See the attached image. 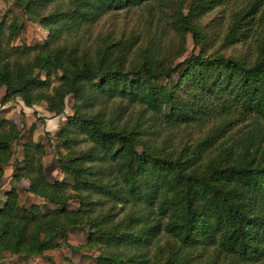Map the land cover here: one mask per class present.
I'll list each match as a JSON object with an SVG mask.
<instances>
[{"label": "trees", "instance_id": "1", "mask_svg": "<svg viewBox=\"0 0 264 264\" xmlns=\"http://www.w3.org/2000/svg\"><path fill=\"white\" fill-rule=\"evenodd\" d=\"M59 1L14 6L33 14ZM55 5L37 16L48 38L35 45H12L22 23L0 22V104L45 103L58 117L73 97L54 135L62 180L47 176L45 147L31 138L14 156L21 129L0 115V191L13 158L12 178L43 200L20 203L14 187L5 192L0 256L64 243L95 248L93 264H264V0ZM228 6L223 32H214L217 19L202 21ZM137 9L148 13L140 32L108 30L92 43L77 33ZM192 129L205 130L190 139ZM84 227L86 243L69 244V231Z\"/></svg>", "mask_w": 264, "mask_h": 264}, {"label": "rangeland", "instance_id": "2", "mask_svg": "<svg viewBox=\"0 0 264 264\" xmlns=\"http://www.w3.org/2000/svg\"><path fill=\"white\" fill-rule=\"evenodd\" d=\"M55 4L59 5V8L64 9L67 7V0L59 1V3H48L44 9H39L35 13L33 11V14L26 13L22 8H16L14 6V0H0V22H4V26H7L12 21H15L16 23H22L23 25L22 29L20 30V35L15 40H13L11 44L20 45L25 43L27 45H35L48 38V29L40 24L37 16L48 15L56 8ZM229 6L225 7V9L224 7H221V9L220 7L215 8L213 12H208L202 21L207 22L210 19H217L214 24V27L216 28L214 32H223L228 17V13L224 11H228ZM137 10V13L132 11L128 12L129 14H126V12H113L114 14L109 12L91 24H83L77 33L83 36V42L86 41L87 43H92L96 38L99 37L100 33L106 32L108 30H115L117 32L121 30H125L126 32L133 30L140 32L144 28V20L148 13L145 10ZM218 41L219 37L216 38L215 44ZM192 47L193 41L190 36H187L185 56L190 55V50ZM243 48V46H237L235 49L241 50ZM16 99L7 102L10 103L12 107L5 108L6 113L0 112V115L2 114L4 116H10L12 115L10 111L15 109L14 113H16L18 116V122L16 124L21 129V135L19 136L18 141L12 146L14 156L17 155L19 158H21V146L29 138H31L32 142L40 143L45 147L46 153L42 157V162L47 176L50 179L62 180L64 178V174L58 167L57 153L54 149L56 144L54 135L63 124L66 118L64 116L71 114L70 106L73 102V97L71 95L66 97V107L64 114L58 117L52 116L51 113L46 111L45 103L32 106L31 109H26V115V113L22 112V109L20 110L17 107V104L19 103L16 101ZM32 126L33 129L30 130ZM204 130L205 129L197 131L192 129L189 138H197L204 132ZM47 133L50 135H47ZM177 142L178 139L176 138L175 144H177ZM60 151L62 153L64 152L63 149H60ZM12 162L13 158L10 164L3 167L0 203L5 199V192L14 187L17 192L18 201L20 203L42 204V198L26 190L28 183L25 180L21 179L20 181H16L14 178H12ZM71 206L75 207L77 206V203L71 201ZM47 207H52V205H48ZM86 229V227L71 229L67 236V242L73 246L84 245L87 238ZM59 241V239L56 240V243H59ZM96 255H98V251L95 248H82L80 251H71L70 248H68L63 243L58 248H52L48 251H45L42 255L30 256L28 258H25L23 255L5 252L0 256V264H51L49 259L53 260L55 264H93L94 257Z\"/></svg>", "mask_w": 264, "mask_h": 264}, {"label": "crops", "instance_id": "3", "mask_svg": "<svg viewBox=\"0 0 264 264\" xmlns=\"http://www.w3.org/2000/svg\"><path fill=\"white\" fill-rule=\"evenodd\" d=\"M2 94H3V88L0 89V100H1ZM11 101H12V100H11ZM16 101L19 103V104H17V107H18L20 110L22 109V112L26 113V115H27V111H26V109H31V107H26V106L23 104V102H22L19 98H17ZM9 107H12L10 103H5V105H1V106H0V112H1V113H6V112H5V108H9ZM13 108H15V107H13ZM16 109H17V108H16ZM14 112H15V109L11 110L10 113H12V115L9 114L10 116H6V117L11 118L15 123H17V122H18V121H17V120H18V116H17V114L14 113ZM34 121H35V120H34ZM36 125H37V123H36ZM18 128H19V127H18ZM19 129H20V128H19Z\"/></svg>", "mask_w": 264, "mask_h": 264}]
</instances>
